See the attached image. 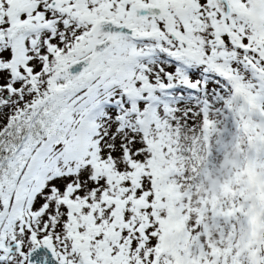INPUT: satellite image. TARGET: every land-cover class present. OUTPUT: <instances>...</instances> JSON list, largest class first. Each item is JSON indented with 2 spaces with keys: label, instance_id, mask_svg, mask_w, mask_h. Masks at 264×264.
I'll return each instance as SVG.
<instances>
[{
  "label": "snow or ice",
  "instance_id": "obj_1",
  "mask_svg": "<svg viewBox=\"0 0 264 264\" xmlns=\"http://www.w3.org/2000/svg\"><path fill=\"white\" fill-rule=\"evenodd\" d=\"M219 131L264 160V0H0V264H176L217 211L209 264H264L177 182Z\"/></svg>",
  "mask_w": 264,
  "mask_h": 264
},
{
  "label": "rangeland",
  "instance_id": "obj_2",
  "mask_svg": "<svg viewBox=\"0 0 264 264\" xmlns=\"http://www.w3.org/2000/svg\"><path fill=\"white\" fill-rule=\"evenodd\" d=\"M212 139L209 148L204 141L184 136L180 143V166L187 175L180 176L177 182L185 193L190 194L194 211L197 200L202 201L201 209H221L227 208L234 198L236 210L239 211L242 207L239 197L243 196L245 202L252 201L245 212L249 224L252 225L256 211L260 226V213L264 211V160L249 158L244 140L233 132L219 131ZM184 206L188 207L187 204ZM203 215L207 223L201 233L191 235V225L189 231L184 233L183 243L178 245L184 251V256L176 253V264H209V243L212 252L219 257L234 248L243 251L251 242V231L239 227L233 231L226 214L217 211L214 216ZM183 226L184 219L175 225L178 231ZM201 235L204 236L203 240L199 238Z\"/></svg>",
  "mask_w": 264,
  "mask_h": 264
},
{
  "label": "water",
  "instance_id": "obj_3",
  "mask_svg": "<svg viewBox=\"0 0 264 264\" xmlns=\"http://www.w3.org/2000/svg\"><path fill=\"white\" fill-rule=\"evenodd\" d=\"M253 225H254V227H258L257 215H255V217L253 219Z\"/></svg>",
  "mask_w": 264,
  "mask_h": 264
}]
</instances>
